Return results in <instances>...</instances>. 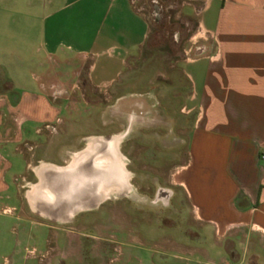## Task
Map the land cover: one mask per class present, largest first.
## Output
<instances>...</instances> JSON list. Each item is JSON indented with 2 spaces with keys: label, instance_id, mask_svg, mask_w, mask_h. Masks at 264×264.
<instances>
[{
  "label": "crops",
  "instance_id": "crops-1",
  "mask_svg": "<svg viewBox=\"0 0 264 264\" xmlns=\"http://www.w3.org/2000/svg\"><path fill=\"white\" fill-rule=\"evenodd\" d=\"M19 1L0 0V32L27 24V36L42 37L45 59L89 57L85 79L95 89L113 86L148 39L150 24L132 0H32L34 13H14L11 25L8 7ZM197 2L204 42L182 64L188 113L194 112L185 157L165 177L152 176L166 181L156 188L153 182L152 193L132 182L150 174L130 168V193L154 195L151 203L134 205L148 210L169 207L175 190L183 192L198 226L191 241L199 250H182L187 264H264V0ZM43 66L0 64L7 85L0 91V193L5 200L16 196L23 210L50 225H73L87 210L116 200V193L102 199L115 184L106 185L112 173L96 165L116 137V109L90 118L88 108L53 101L39 79ZM107 125L114 130L104 133ZM159 192L167 193L165 202L157 201Z\"/></svg>",
  "mask_w": 264,
  "mask_h": 264
},
{
  "label": "rangeland",
  "instance_id": "rangeland-1",
  "mask_svg": "<svg viewBox=\"0 0 264 264\" xmlns=\"http://www.w3.org/2000/svg\"><path fill=\"white\" fill-rule=\"evenodd\" d=\"M28 2L32 0L8 7L11 25L17 24L14 13H34ZM132 2L150 24L148 39L140 51L128 57L122 74L110 88L99 90L86 82L89 57L72 56L60 63L45 59L42 37L27 36V24L24 29L15 25L0 32V64L42 63L39 79L47 96L62 106L88 108L90 118L102 112L111 115L116 109V136H122L119 151L126 170L149 173L151 176L141 174L132 182L152 193L153 182L155 188L166 185V181L158 177L152 180V176L165 177L186 154L194 112L188 113L191 90L182 64L184 59L193 58L204 42L197 27L202 5L197 0ZM191 46L194 49L185 55L183 52ZM3 76L0 68V91L7 87ZM152 109H161V114H152ZM136 127L140 131L135 132ZM112 130L114 126L107 125L104 133ZM134 135L137 140L130 139ZM176 141L179 146L172 147ZM17 167L21 172L20 161ZM11 191L15 194L13 187ZM150 196L133 191L116 194V200L106 201L104 207L73 225H50L52 222L23 210L16 196L5 200L6 194L0 193V264H187L182 250H199V245L191 241L198 226L193 224L183 192L175 190L174 202L167 208L152 205L148 210H136L135 204L151 203L154 195ZM30 220L47 226L33 225ZM95 221L99 227H95Z\"/></svg>",
  "mask_w": 264,
  "mask_h": 264
},
{
  "label": "flooded vegetation",
  "instance_id": "flooded-vegetation-1",
  "mask_svg": "<svg viewBox=\"0 0 264 264\" xmlns=\"http://www.w3.org/2000/svg\"><path fill=\"white\" fill-rule=\"evenodd\" d=\"M115 161L117 162V168H121L124 171L121 174V176L117 177V184H115L112 188H110V191L108 192L109 193L108 195L106 194L107 193L106 188L104 189V192L102 194V199H104V200L108 199L109 195L112 194V193H116L118 195H121V194H128L131 191V188H130V185H129L130 175H129V172L126 170V167H125L126 163H125L124 157L120 161L116 158ZM104 164H105L104 156L99 157V159L96 162V165L97 166H101V167L104 168V166H105ZM108 190H109V188H108ZM167 197H168L167 193L159 192V194L157 195V201L165 202ZM104 206H105V203H101V204H99L96 207V209L87 210L86 213L80 215V217L84 218L85 216H87L89 214H93L94 212L98 211L99 209H101ZM80 217H78V219ZM90 223H94V222L87 221V224H90ZM95 224H96L95 227H99V222L98 221H95ZM93 228H94V226H93Z\"/></svg>",
  "mask_w": 264,
  "mask_h": 264
},
{
  "label": "bare ground",
  "instance_id": "bare-ground-1",
  "mask_svg": "<svg viewBox=\"0 0 264 264\" xmlns=\"http://www.w3.org/2000/svg\"><path fill=\"white\" fill-rule=\"evenodd\" d=\"M121 138L122 136H117L111 139L110 142H108L107 144V150L104 155V159H105L104 170L107 172L110 171L112 173V177L110 180H108L107 173H106V177H105L106 185L108 184L109 181L113 182L114 184H117V177L121 176V174L124 171L121 168H117V162L115 161L116 158L119 161L123 159L122 155L119 153V145H120ZM105 188L107 191L106 194L108 195L109 194L108 192L110 191V188L112 187L106 186Z\"/></svg>",
  "mask_w": 264,
  "mask_h": 264
}]
</instances>
